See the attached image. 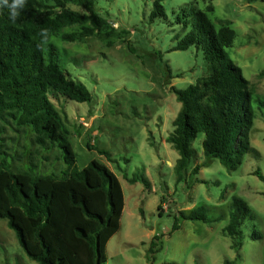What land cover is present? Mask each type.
I'll return each instance as SVG.
<instances>
[{
  "label": "rangeland",
  "instance_id": "1",
  "mask_svg": "<svg viewBox=\"0 0 264 264\" xmlns=\"http://www.w3.org/2000/svg\"><path fill=\"white\" fill-rule=\"evenodd\" d=\"M153 1L97 0L95 11L105 19L100 29L90 20L66 25L43 44L45 55L51 47L61 69L91 94L90 101L76 102L52 89L47 93L70 133L75 168L104 164L122 188L120 228L107 243L103 264H264V1L162 0L164 15L151 20ZM208 5L215 28L224 23L235 31L226 52L249 83L250 144L257 152L245 154L233 171L217 159L201 167L200 133L178 180V153L166 141L180 107L172 87L184 89L209 73L200 50L174 49L189 30L175 18L180 10L192 16L194 8ZM3 125L0 158L13 171L59 174L65 168L57 147L43 149L30 131ZM132 177L138 180L131 183ZM233 196L251 209L238 251L224 232ZM201 207L209 224L179 220L172 230L180 212ZM0 264H37L1 219Z\"/></svg>",
  "mask_w": 264,
  "mask_h": 264
},
{
  "label": "trees",
  "instance_id": "2",
  "mask_svg": "<svg viewBox=\"0 0 264 264\" xmlns=\"http://www.w3.org/2000/svg\"><path fill=\"white\" fill-rule=\"evenodd\" d=\"M161 1H153L151 20L164 15ZM96 2L26 0L15 22L7 9L0 10V134L3 124L30 131L43 149L57 147L65 165L59 174H39L32 169L13 171L0 158V219L37 264H103L107 243L120 228L124 196L117 176L96 161L75 168L70 133L47 95L52 89L76 102L90 101L88 89L61 69L51 47L46 56L43 44L66 25L90 20L94 29H100L105 19L95 11ZM212 11L213 5L194 8L192 16L180 10L175 18L189 30L174 49L200 50L209 73L184 89L172 87L181 107L166 141L178 153V180L190 163L191 142L200 133L204 135L201 167L217 159L233 171L245 154L257 152L250 144L254 112L249 83L226 52L235 31L224 23L215 28L208 17ZM86 146L92 149L89 143ZM197 170L195 167L193 174ZM137 180L132 177L130 182ZM250 211L244 200L232 197L224 232L235 251L243 244L241 226ZM179 220L211 222L202 207L188 214L180 212L172 230L178 228Z\"/></svg>",
  "mask_w": 264,
  "mask_h": 264
},
{
  "label": "clouds",
  "instance_id": "3",
  "mask_svg": "<svg viewBox=\"0 0 264 264\" xmlns=\"http://www.w3.org/2000/svg\"><path fill=\"white\" fill-rule=\"evenodd\" d=\"M26 6V0H0V10L7 9L9 19L15 22Z\"/></svg>",
  "mask_w": 264,
  "mask_h": 264
},
{
  "label": "crops",
  "instance_id": "4",
  "mask_svg": "<svg viewBox=\"0 0 264 264\" xmlns=\"http://www.w3.org/2000/svg\"><path fill=\"white\" fill-rule=\"evenodd\" d=\"M179 103V102H178ZM180 104V103H179ZM180 107H181V104H180ZM180 107H179V109H180ZM170 146H172L171 144H170Z\"/></svg>",
  "mask_w": 264,
  "mask_h": 264
}]
</instances>
